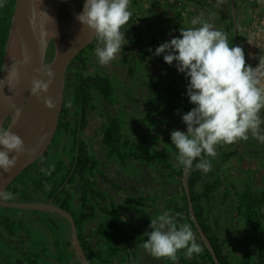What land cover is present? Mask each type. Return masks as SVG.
Segmentation results:
<instances>
[{"label": "trees", "instance_id": "16d2710c", "mask_svg": "<svg viewBox=\"0 0 264 264\" xmlns=\"http://www.w3.org/2000/svg\"><path fill=\"white\" fill-rule=\"evenodd\" d=\"M213 3H211V0H174L171 5V8L175 10L172 18V29L174 31L173 36L175 35V37H178L180 35L179 29L181 27H199L200 25L194 26L191 23L192 20L197 17L202 16L205 20L211 23L209 17L207 16V11L210 10L211 12H216L218 14L220 23L224 24V27L221 31L227 34L229 45L234 46V21L232 11L230 9V0L228 2V10H222ZM141 4L142 0H131L132 17L129 24L125 26L124 29L126 31V39L128 43H126L121 48L120 53L117 55V57L122 56L121 63L128 68V74L131 77L138 74L137 69L139 68L140 64L143 68H145L146 71L149 70V66H145V62H147L146 57L150 53L149 46L145 45L143 42L145 32L140 29L136 18L141 15ZM190 6L196 7V11L198 12L197 15L195 12L191 11L190 14L188 13L189 16L187 17L188 11L186 9H189ZM3 7L6 9L3 12V16L0 18L1 22L4 20L2 22L3 35L0 37V70L2 66L4 46L8 35V28L10 26V16L14 12L15 8V0H11L6 5H3ZM235 8L238 10L236 3ZM146 20L148 21L149 19L146 17ZM184 21L187 22V25L184 24ZM153 25L149 22L148 27L152 36L153 33H155L152 31ZM168 38L170 37L168 36ZM153 46L154 41L151 48H153ZM95 47L96 40L78 55L77 58L81 59L82 62V71L76 72L70 81L71 87L67 101L71 102L75 110L76 121L70 118L72 115L69 117L62 114L59 120L58 131L55 140H53L50 150L44 154L45 160L48 159L52 153V150L58 147V142H60L61 138L65 137L66 135H68L70 138L73 136L74 140L70 154L76 151L78 147L77 128L81 127L83 131L87 128V126L89 127L90 124L89 113L92 108L93 101L91 94L92 89H95L98 92L99 97L103 102L111 106H114L118 102L115 96L116 89L109 76L99 72L90 74L89 71L88 76L85 74L86 62L85 59H82V57L95 56ZM151 52L154 55V50ZM89 59L90 58L88 57V62ZM149 79L152 80V82H150L151 87L155 89L157 86L153 82L152 75L149 76ZM188 82V79H186V84L180 89L178 88L177 83H173L167 85L166 90L165 92L163 91V93H160L159 91L153 92L151 97L152 101L149 102L146 116L141 118L140 122L146 125L149 123L152 125V129H158L161 126V123L157 122V120L161 117L172 115L174 111L178 117L182 118L183 114H186L194 107V105L189 102V99L186 95ZM64 106L67 105L64 104ZM118 119L119 118L115 117L102 128L101 143L103 145L106 158L110 161H115L122 166L128 165L133 157L137 161H142L143 163L141 164H158L155 161L156 158L153 155L151 156L149 153H138L137 151L133 152L134 149L140 148L141 145L150 143V135L148 134L140 137L137 141H135L134 144L124 136V126L121 124L122 122H119ZM74 128H76V130H73ZM158 134H160V131ZM170 134L171 131L164 132L162 139L159 140L164 146L170 145L172 148L176 165L174 166L175 169L170 170V172L171 176L178 179V182L181 186L180 194H178L181 199L176 204L170 205L171 209L169 212L173 215V217H175L178 226L184 223H187L191 226V228L195 231L202 248V252L199 255L194 254L191 258H188L186 255L185 256L187 258L183 256L180 257V252V254H177L183 262H188L186 264H199L201 261L214 264L210 252L207 250L205 244L200 240L199 234L196 232L195 225L188 211V200L182 185V175L184 171L176 160L178 151L175 146L171 144ZM235 145L236 143L233 145L217 146L216 152L218 156L224 160L223 162H230L232 158H235L238 155L240 146L238 144V146ZM230 146L231 148H229ZM208 159L211 160L212 171L204 174L201 171L193 170L190 174H188V179L196 217L204 232L208 235L219 258L220 264H264V192L255 191L254 185L251 182H249V185H246L243 189H238L235 185H233L231 180L226 179L225 175H221L217 172V167L213 163V159ZM38 163L39 162H35L32 166ZM42 163L46 165V167L39 173V175L25 180L27 170L32 167L30 166L22 174H20L18 178H16V180L8 187L7 191L9 190L13 192L16 196L24 201H30L34 191H37L49 184L53 188V195L58 191L59 187L65 183L70 174L73 172V168H75V172H73V177L71 180L75 181L76 174L80 176V181L82 182V196L84 201H88V224L98 222V226H96V233L98 234L99 238L109 245H112L116 239L121 238L120 235L125 234L126 239L130 238L129 235H127L126 230L122 228L121 225L124 224L120 219L122 212H128V207L115 208L110 205L111 208H107L105 205L104 210L99 211L101 208V204L98 200V197L100 198V194L99 191L95 189V182L91 180V177L96 179V174L100 173V162L95 155V151H88V153L86 152L84 155L81 153L77 162L75 161V157H72L67 166L61 158L54 164L49 165V163L47 164L45 161H42ZM158 166L166 167L167 169L170 167L169 165L165 166L162 164H158ZM87 170L88 173H86ZM221 189H223V193L219 196H222L224 201L228 197H235L237 202V215L238 217L242 218L245 226L251 233V244L234 259H232L233 252L229 250L230 248H227L225 240L220 236L219 232L215 230L216 227L213 226V222L208 219L214 210V197L220 193ZM89 194H92L93 198H91V195ZM141 201L143 202L142 198L136 201L137 205L135 206L136 209L134 210L138 217L141 212L139 213L137 206L141 204ZM14 210L15 209L0 208V211L5 212ZM101 213L104 214V220L100 219L99 217ZM215 224L217 225V222H215ZM145 241L146 239L135 240V242L141 243H144ZM107 253L109 255L112 254V257H116L118 252L109 249ZM95 254L97 257L103 258L102 252ZM0 260L3 261L1 254Z\"/></svg>", "mask_w": 264, "mask_h": 264}, {"label": "clouds", "instance_id": "9594fccd", "mask_svg": "<svg viewBox=\"0 0 264 264\" xmlns=\"http://www.w3.org/2000/svg\"><path fill=\"white\" fill-rule=\"evenodd\" d=\"M222 0H217L219 6ZM2 6V5H0ZM131 0H83L82 10L76 18L83 28L94 34L96 40L95 56L100 65H109L116 59L121 48L128 43L125 26L131 20ZM51 20L54 27L46 30V22ZM29 23L43 47L48 36L54 32L59 35L55 22L48 13L41 11ZM199 27L180 28L178 37L162 43L155 49V56L163 54L165 63L175 66L178 72L188 79L187 97L194 107L182 115L186 131L172 130L171 144L178 151L176 160L186 174L193 170L207 174L212 171L211 160L215 158L217 146L233 145L248 141L251 137L264 143V61L253 68L246 62L245 53L240 46H230L228 36L215 29L202 16L192 20ZM31 56L25 55L23 63L28 64ZM40 77L33 76L30 95L40 98L49 91L55 73L48 66L34 69ZM19 70L13 65L5 76L9 89L19 80ZM4 81H0L2 85ZM48 109H54L51 97L44 100ZM179 114V113H178ZM21 117L19 109L15 119ZM28 149L24 141L9 127L0 125V169L11 171L18 158ZM15 153V155H10ZM50 174V172H49ZM14 199V194L0 191V201ZM146 231V241L142 244L145 252L159 261L161 259L178 261L177 253L185 250L191 258L202 252L201 246L187 223L177 225L175 217L165 211L151 219Z\"/></svg>", "mask_w": 264, "mask_h": 264}, {"label": "flooded vegetation", "instance_id": "af4514ba", "mask_svg": "<svg viewBox=\"0 0 264 264\" xmlns=\"http://www.w3.org/2000/svg\"><path fill=\"white\" fill-rule=\"evenodd\" d=\"M11 0H0V5H6ZM78 9H81L83 0H73ZM229 0L227 1V3ZM217 4V2H216ZM229 4V3H228ZM0 6V18L3 16V12L6 9L5 7ZM221 4L218 6L220 7ZM229 7V6H228ZM222 9V8H221ZM229 9V8H228ZM231 9V8H230ZM232 11V10H231ZM238 11V10H237ZM14 13V12H13ZM13 13L10 16V26L8 28V35L4 46V53L6 43L9 37L11 23L13 18ZM239 14V11H238ZM5 16V15H4ZM4 20H2L3 22ZM60 27L62 32V37L67 34L71 26V20L66 11L62 8L60 15ZM2 22L0 21V37L3 35ZM147 22V20H146ZM149 25V23H148ZM140 26V25H139ZM238 28H239V46L240 45V34L243 37L244 28L242 25L239 26L238 19ZM150 32V29L148 27ZM174 31L172 35L169 37L173 38ZM153 44V42H152ZM242 44V43H241ZM53 51V52H52ZM149 55L146 57L145 66H149V70H147V76H150L151 72V64L154 62V56L151 51L152 48L149 46ZM4 53L2 56V66L4 63ZM78 57V56H77ZM75 58L68 70L66 72V86L64 89V103L62 114L71 116L70 118L74 121L75 119V110L70 101H67L69 98V91L71 87L70 81L76 72L82 71V62L81 59ZM88 57L89 62H88ZM121 57L116 58V61H112L109 65L115 66L116 74L122 78H125L128 81L140 84L139 75L136 74L131 77L128 74V68L121 63ZM54 58V41L50 42L47 56H46V66H49L50 62ZM79 59V60H78ZM82 59H85V74L88 76V71L90 74L102 73L104 75H111L105 73L106 68L98 63L97 58L95 56H83ZM123 66V68H122ZM89 69V70H88ZM123 70V74L119 70ZM139 70V69H137ZM172 73L175 75L176 82L178 88H183L186 84L185 74L178 72L175 62L172 66ZM1 72V70H0ZM184 78L185 81L182 79ZM130 82V83H131ZM151 86V85H150ZM140 88V85H139ZM92 94V108L90 110V124L89 127L82 131L81 127L77 128V142L78 147L76 151L70 154L71 147H73V136L70 138L68 135L61 138L60 142H58V147L52 150V154H63L61 155V159L65 162L66 166L69 164V161L72 157H75V161L77 162L79 155L86 154V152H94L97 156L99 165V172L96 174V179L91 177V180L95 182V189L99 191L100 198L98 200L101 204V208L99 211H103L105 205L111 208V206L115 208L128 207V212H122L120 215V219L123 221L124 225H121L127 232L130 238L126 239L125 234L120 235L121 238L115 240L112 245L107 244L101 238H99L96 226H98V222H93L88 224V201H84L82 196V182L80 181V176L76 174L75 181H72L73 172H75V168H73V172L70 174L69 178L65 181L63 185H61L58 191L52 195L53 188L47 184L45 187L34 191L33 196L30 201H24L18 196L14 194V199L9 201H3L7 203H38V204H46L53 205L59 209H62L68 212L74 219V222L77 227V235L80 243V248L85 255L87 262L90 264H186L188 262H183L178 256L177 262H170L167 259H161L159 261L155 260L151 256H149L145 250L142 248L141 242H135V240H145L147 236L144 234L146 231H151L149 228V223L141 224L139 223L136 227H124L127 224H132L133 220L138 218L135 213L136 201L142 198L137 209L140 212H144V208L149 201L147 200V196L151 195V181L147 180V176L144 178V182L139 184L132 176H126L120 169H118V163L115 161H110L106 158L103 145L101 143L102 140V128L107 125L112 119L119 118V122L124 126V136L128 138L132 143L135 144L140 136L138 135L139 126L145 129L147 125L144 123H140L139 125L135 119H124L121 117L119 112L117 111V103L114 106H111L105 102H103L98 92L95 89L91 90ZM152 92H143L142 94L136 93L133 98L129 97V104L132 105V109L137 110V112L144 113L148 110V105L146 104V99L151 97ZM66 100V101H65ZM122 100V99H121ZM66 104L67 106H64ZM60 116V117H61ZM262 118H264V110L261 112ZM178 117V116H177ZM88 118V113H87ZM124 119V120H123ZM183 122V121H181ZM127 123V124H126ZM172 124L173 129L186 131V124L180 123L177 120ZM183 125V126H181ZM264 128V125L261 126ZM73 130H76L74 128ZM58 131V129H57ZM57 131L55 137L57 135ZM150 133V132H149ZM55 137L53 140H55ZM249 138L251 134H249ZM251 140V139H250ZM254 140V139H253ZM255 143H260V141L256 140ZM53 144V141H52ZM50 145V148L52 146ZM49 148V150H50ZM261 156L264 154V149L260 150ZM254 152L257 154L259 151L254 149ZM44 156L40 158L38 164L32 166L29 170H27V174L25 175V180L30 177H34L39 175L41 171H43L46 167L42 163L44 162ZM106 161H110L109 164L106 165ZM101 163H104L102 166ZM132 165H139V161L133 159L131 160ZM142 165V164H140ZM76 166V165H75ZM142 167H145L144 164ZM88 173V170L86 171ZM22 174V173H21ZM19 177V176H18ZM17 177V178H18ZM72 181V182H71ZM183 185V183H182ZM32 188V187H31ZM184 188V187H183ZM143 189V194L140 191ZM166 190H169L168 193L178 195L180 194L181 186L178 182V185L174 188L166 187ZM96 190V191H97ZM7 191V190H6ZM185 191V190H184ZM93 194V192H92ZM91 195V198L92 197ZM154 196H158V194H153ZM111 205V206H110ZM134 207V208H133ZM4 208V207H0ZM7 209H15L16 208H7ZM24 210V209H21ZM216 208H214L213 213L210 215V219L212 222V215L215 216ZM189 211V208H188ZM208 213V212H207ZM100 219L104 220V214H100ZM192 218V217H191ZM145 226V227H144ZM7 227V228H5ZM193 231L196 241L199 242V239ZM197 232V229H196ZM198 233V232H197ZM127 240V241H126ZM201 240V237H200ZM202 241V240H201ZM203 242V241H202ZM101 247L106 248L107 252L109 249L118 252L116 257H112V254L108 256L110 259H104L102 257H97L95 253L102 252ZM0 254L3 258V261L0 260V264H81L79 257L76 253V244L74 242L71 223L68 218H66L63 214L52 212V211H43V210H28L27 212H14V211H0ZM185 254V252H184ZM211 254V253H210ZM178 255V254H177ZM196 255V254H195ZM185 256V255H184ZM212 257V256H211ZM186 258V257H185ZM213 259V258H212ZM166 261V262H165ZM168 262V263H167ZM199 264H210V262L201 261ZM215 264V263H214Z\"/></svg>", "mask_w": 264, "mask_h": 264}, {"label": "rangeland", "instance_id": "374dc122", "mask_svg": "<svg viewBox=\"0 0 264 264\" xmlns=\"http://www.w3.org/2000/svg\"><path fill=\"white\" fill-rule=\"evenodd\" d=\"M174 0H142V4L140 6L141 9V15H139L137 18V22L140 25V29L145 32V37L143 38V42L145 45H148L152 47V42L154 41L153 50L155 52L156 47L160 46L162 43L166 41H170L172 37L168 38L170 34L173 33V14L175 10L171 8L172 2ZM206 1V0H202ZM212 1V0H211ZM236 6L238 8L239 14L238 19L240 25L243 26L246 23V20L248 19V11L250 9L249 5L245 2V0H235ZM217 5V4H216ZM218 6V5H217ZM229 4L227 3V0H224L221 3L220 8L222 10H228ZM203 9V8H201ZM187 11V17L189 16L191 11L195 12L196 15L198 12L196 11V7L190 6L189 9H186ZM130 11L132 12V6H130ZM207 16L209 17V20L213 24L215 29L222 30L224 27L223 23H220L219 16L215 12H211L210 10L207 11ZM146 17L149 19L146 22ZM185 17V18H187ZM155 18V19H154ZM170 18V19H169ZM156 20V24H154ZM152 23V31L153 36L151 32L148 30V23ZM184 24L187 25V22L184 21ZM189 26V25H188ZM155 35V37H154ZM175 37V35L173 36ZM243 40L242 35L240 34V45ZM152 59L154 58V62L152 61L151 64V72L150 75L153 77V82L157 86L155 89L150 86V82L152 80L149 79L147 76V71L145 68L142 67V65H139V70H137V73L139 75L140 84H136L134 82L125 80V78H122L116 74V68L115 66L110 65L106 66V74L109 72L111 75L109 77L111 78V81L116 89L115 96L117 98V111L120 113L119 115L121 117L131 118L135 119L139 125V122L141 118L146 116V111L144 113H139L137 110H133L131 107L132 105L129 104V100L131 97L133 98L136 96V93L142 94L145 92H157L160 93L165 92L167 85L175 83L177 80L175 78V75L172 73V66L174 65V62L172 65H169L164 62L163 60V54L160 56H151ZM117 58V57H116ZM116 61L113 60V62ZM123 68V66H122ZM123 74V70H119ZM108 73V74H109ZM184 81L185 79L182 78ZM131 82V83H130ZM140 85V88H139ZM165 96V95H164ZM130 97V99H129ZM152 97V95H151ZM151 97L147 98L146 104L149 106V102L152 101ZM122 99V100H121ZM155 99V98H153ZM175 112V111H174ZM172 115L161 117L157 120V122L161 123V126L157 129H152L151 124H147V128L145 129L143 127H138V135L140 137H143L145 135H150L151 140L150 143L146 145H139L140 148L134 149L133 152L137 151L138 153H149L151 156L153 155L156 159L155 161L158 164L162 165H169V169L166 167H159L158 164L152 165V164H144L145 167H142L140 165L143 163L142 161H139V165L134 166L131 163H129L126 166H122L118 163V169H120V172H122L126 176H132L139 184L144 182V178L147 176V180L151 181V188L152 193L151 195L147 196V200L149 201V204L146 205L144 208V212H141L138 218L136 220L134 219L132 224H127V226L124 227H136L139 223H149L151 222V219L156 218L157 216L161 215L163 212L168 211L171 209L170 205L176 204L181 199L178 195L175 196V194L168 193L169 190H166L165 188H171L173 186L174 188L178 185V179L171 176L170 170L175 169V159L174 154L172 152V148L170 145L164 146L159 139H162V136L164 132L172 131L174 130L172 127L173 122L177 121L176 113ZM174 115V116H173ZM123 119V120H124ZM152 119V118H151ZM182 118H178V120H181ZM170 122V124H169ZM141 123V122H140ZM127 124V123H126ZM129 126V125H128ZM126 126V127H128ZM125 127V128H126ZM172 127V128H171ZM124 128V129H125ZM171 129V130H170ZM176 130V129H175ZM160 131V134H158ZM150 132V133H149ZM251 139V140H250ZM249 138L248 141H240L236 143L235 146H240L238 155L235 158H232L230 162H223L218 154L213 159V163L217 167V172L221 175H225L226 179L231 180L233 182V185H235L238 189H243L246 185H249V182H251L254 185V189L257 192H264V154H261L262 149H264V143H255L256 139ZM238 144V145H237ZM231 148V146L229 147ZM254 149H257L259 153L257 154L254 152ZM217 153V152H216ZM61 155L63 154H50L48 159H44L47 164H54L57 160L60 159ZM110 161H106V165L109 164ZM117 164V163H116ZM103 166L104 163H101ZM143 194V189L140 190ZM158 194V196H154L153 194ZM223 189L220 190V193L218 195H215V206L216 213L213 217V226L216 227L215 230L219 232L220 236L225 240L227 248H230L232 253V259L238 257L242 253L243 250H245L246 247H248L251 244V233L249 229L245 226V223L243 222L241 217H238L237 215V202L235 200V197H228L225 201L223 200L222 195ZM27 212L28 210H21L16 209L14 212ZM171 214V213H170ZM172 215V214H171ZM173 216V215H172ZM217 222V225L215 224ZM145 227V226H144ZM199 245L200 242L196 241ZM103 258L107 259L109 254L106 251V248L101 247ZM181 254H180V253ZM178 253L184 256L185 250H181ZM187 258V257H186ZM170 262V260H168ZM166 262V261H165ZM172 262V261H171ZM170 262V263H171ZM168 263V262H167Z\"/></svg>", "mask_w": 264, "mask_h": 264}, {"label": "water", "instance_id": "95a60500", "mask_svg": "<svg viewBox=\"0 0 264 264\" xmlns=\"http://www.w3.org/2000/svg\"><path fill=\"white\" fill-rule=\"evenodd\" d=\"M230 4L234 21V46H239L238 11L235 8V0H230ZM82 7L78 9L73 0H15L11 29L5 47L4 63L0 72V81H4L0 85V125L10 126V131L20 136L24 141L25 148L28 150L18 158L15 167L11 171L4 172L3 169H0V191H6L21 173L44 156L52 144L63 110L68 67L82 51L95 41L94 34L87 28H83L76 18ZM62 8L71 20L70 29L63 37L60 27ZM41 11L48 13L53 18L59 33L55 38L54 32L50 34L43 47L38 41V30L34 33L29 23L30 18L33 16L39 17ZM45 27L46 30L50 31L54 27L53 22L47 20ZM52 40L54 41V58L48 67L55 73V77L48 93L42 94L38 99L30 95L31 80L33 76L47 80V77H40L34 69L46 66L47 51ZM26 54L31 56V61L28 64L23 63ZM13 65L19 70L20 75L15 86L9 89L4 78ZM47 97H51L55 103L54 109H48L45 106L44 100ZM17 109L21 111V117L18 121L15 119ZM10 155H15V153ZM182 183L195 228L205 247L211 253L214 263L220 264L208 235L204 232L196 217L188 174L185 172L182 175ZM0 207L43 210L63 214L71 223L76 253L81 264H90L80 248L77 227L73 217L68 212L53 205L38 203H7L0 201Z\"/></svg>", "mask_w": 264, "mask_h": 264}, {"label": "built area", "instance_id": "2783aa9c", "mask_svg": "<svg viewBox=\"0 0 264 264\" xmlns=\"http://www.w3.org/2000/svg\"><path fill=\"white\" fill-rule=\"evenodd\" d=\"M245 2L250 9L243 29L241 47L246 62L255 68L260 61H264V0H245ZM261 86H264V78Z\"/></svg>", "mask_w": 264, "mask_h": 264}, {"label": "crops", "instance_id": "0c3cea01", "mask_svg": "<svg viewBox=\"0 0 264 264\" xmlns=\"http://www.w3.org/2000/svg\"><path fill=\"white\" fill-rule=\"evenodd\" d=\"M224 0H222V2H223ZM214 2V3H213ZM216 2H217V0H212L211 1V3H213V4H216ZM154 24H156V21L154 22ZM179 118V117H178ZM178 118H177V120H178ZM180 121V123H183V122H181L182 121V119L181 120H179ZM174 125H175V123H173ZM181 126H183V125H181Z\"/></svg>", "mask_w": 264, "mask_h": 264}]
</instances>
